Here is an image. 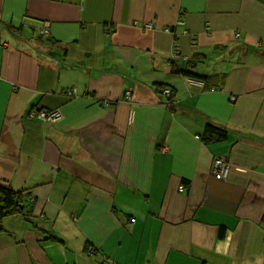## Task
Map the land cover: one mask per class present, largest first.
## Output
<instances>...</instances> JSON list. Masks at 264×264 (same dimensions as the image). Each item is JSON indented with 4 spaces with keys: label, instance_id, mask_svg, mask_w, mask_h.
Segmentation results:
<instances>
[{
    "label": "crops",
    "instance_id": "0c3cea01",
    "mask_svg": "<svg viewBox=\"0 0 264 264\" xmlns=\"http://www.w3.org/2000/svg\"><path fill=\"white\" fill-rule=\"evenodd\" d=\"M0 184V264H264V0H0Z\"/></svg>",
    "mask_w": 264,
    "mask_h": 264
},
{
    "label": "trees",
    "instance_id": "16d2710c",
    "mask_svg": "<svg viewBox=\"0 0 264 264\" xmlns=\"http://www.w3.org/2000/svg\"><path fill=\"white\" fill-rule=\"evenodd\" d=\"M171 32H174L170 28ZM176 46V45H175ZM176 58V59H175ZM190 59L187 57H182L180 52L174 51L173 59L170 60V64L172 66V73L175 75L180 76H193L197 78H204L197 73H194L189 69ZM168 90L169 93L165 94L164 91ZM214 90V89H213ZM163 94L166 96V104L167 106H173L175 103V95L173 90L170 87L162 88ZM227 135L226 132L222 129L217 127L208 126L205 136L202 138L203 141L206 142H215V141H222L226 139ZM24 196L20 192H15L10 185L8 184H0V232L4 231V220L8 217H12L15 215H25V203H24ZM27 214V215H26ZM134 221V220H133Z\"/></svg>",
    "mask_w": 264,
    "mask_h": 264
},
{
    "label": "built area",
    "instance_id": "2783aa9c",
    "mask_svg": "<svg viewBox=\"0 0 264 264\" xmlns=\"http://www.w3.org/2000/svg\"><path fill=\"white\" fill-rule=\"evenodd\" d=\"M182 23V22H180ZM147 28H151L152 24L146 25ZM166 31L170 32V29H166ZM42 32H44L42 30ZM174 51H177V45L174 47ZM176 59V58H175ZM165 94H168L169 91L165 90ZM72 94V92H69L68 95ZM32 116H36L37 118L47 121V122H56L61 119V113L59 111H39V112H32ZM230 172V164L224 157H217L214 160V163L212 165L211 169V175L218 177L220 179H227Z\"/></svg>",
    "mask_w": 264,
    "mask_h": 264
},
{
    "label": "rangeland",
    "instance_id": "374dc122",
    "mask_svg": "<svg viewBox=\"0 0 264 264\" xmlns=\"http://www.w3.org/2000/svg\"><path fill=\"white\" fill-rule=\"evenodd\" d=\"M43 31H44V32H43L42 34H45V30H44V29H43Z\"/></svg>",
    "mask_w": 264,
    "mask_h": 264
}]
</instances>
